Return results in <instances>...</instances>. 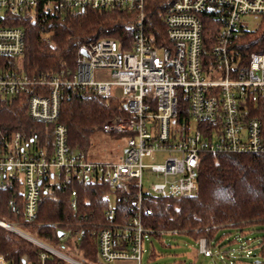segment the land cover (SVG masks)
<instances>
[{
    "label": "built area",
    "instance_id": "2783aa9c",
    "mask_svg": "<svg viewBox=\"0 0 264 264\" xmlns=\"http://www.w3.org/2000/svg\"><path fill=\"white\" fill-rule=\"evenodd\" d=\"M145 1L0 0V99L27 94L28 115L53 124L50 148L36 147L19 132L0 146V188L16 186L21 200L20 207L15 200L9 204L31 221L41 195L55 189L69 191L73 208L78 204L74 184L96 182L112 191L132 184L136 190L131 214L123 221L115 220L114 207L104 211L106 221L90 232L92 255L83 246L80 228L69 226L51 244L23 231L19 219L0 217V227L37 249L35 261L23 254L21 264H141L149 236L142 220L151 214L146 196H195L202 152L264 154V51L251 53L243 63L231 48L245 27L244 17L264 13V0H168L162 16L166 43L157 45L147 33ZM86 7L134 12L131 48L123 50L116 40L102 37L78 48L73 72L37 77L12 68L25 42V30L14 20L38 8L53 13ZM207 12L217 27L210 58L203 55L202 18ZM64 88L120 101L126 115L101 126L110 135L124 134L125 145L115 160L89 158L68 144L67 128L57 122ZM181 103L186 116L178 121ZM196 250L205 257L226 251L206 237L196 240ZM0 264L14 263L0 254Z\"/></svg>",
    "mask_w": 264,
    "mask_h": 264
},
{
    "label": "trees",
    "instance_id": "16d2710c",
    "mask_svg": "<svg viewBox=\"0 0 264 264\" xmlns=\"http://www.w3.org/2000/svg\"><path fill=\"white\" fill-rule=\"evenodd\" d=\"M167 3L168 0H147L144 3L147 33L156 45L166 43L162 16ZM134 17V12L121 8L99 11L86 7L53 13L38 8L13 21V24L23 26L25 42L23 55L12 68L37 77L73 72L78 48L102 37L116 40L123 50L130 49ZM210 17L207 12L202 18L203 55L209 58L210 45L217 31ZM231 48L243 63L251 53L264 51V13L260 15L257 29L241 27L238 30ZM27 100L28 95L24 93L0 99V146L5 145L14 132H19L27 140L33 139L36 147L50 148L53 124L32 119L27 113ZM124 115L126 111L116 98L90 90L64 88L57 122L66 126L68 144L87 152L92 134L100 131L105 121ZM184 116L186 106L181 103L178 105V121ZM123 135L116 136L121 138ZM197 180L195 196L145 197V205L151 208V214L144 215L142 220L143 227L149 231L147 234L159 238L166 232L181 233L195 241L206 237L219 243V230L233 229L244 233L251 229L261 232L257 249L264 258V154L202 152ZM74 186L78 189L76 208L70 204L67 189H55L50 194L41 195L37 215L31 221L24 220L22 213L16 212V206H21L17 187L0 188V217L9 221L19 219L23 231L51 244L58 240L59 231L69 226L80 228L84 232L83 246H88L87 254L92 255L94 242L92 246L90 232L98 222L106 221L104 211L114 207L115 220L123 221L131 214L136 190L132 184L128 190L120 191H112L96 182ZM111 195L113 205H110ZM10 200H15L17 205H10ZM36 251L30 242L0 227V254L6 260L21 264L22 255L27 254L35 261ZM153 256L152 251L150 257Z\"/></svg>",
    "mask_w": 264,
    "mask_h": 264
},
{
    "label": "rangeland",
    "instance_id": "374dc122",
    "mask_svg": "<svg viewBox=\"0 0 264 264\" xmlns=\"http://www.w3.org/2000/svg\"><path fill=\"white\" fill-rule=\"evenodd\" d=\"M245 28L255 30L260 23V16H245ZM125 139L116 135L98 131L91 136V145L87 151L88 157L98 160H115L125 145ZM158 161V160H155ZM149 181L144 178L143 186L147 188ZM113 205V197H110ZM219 244L224 248L222 254L205 257L197 253L196 241L186 234L162 233L159 238L147 236L143 243L141 264H264V258L257 249L261 232L246 230L240 233L233 229L218 231ZM228 240L233 241L231 243ZM248 244V247H240ZM220 247L213 246L214 251ZM251 250L250 253L247 250ZM153 251L154 256L150 257Z\"/></svg>",
    "mask_w": 264,
    "mask_h": 264
},
{
    "label": "water",
    "instance_id": "95a60500",
    "mask_svg": "<svg viewBox=\"0 0 264 264\" xmlns=\"http://www.w3.org/2000/svg\"><path fill=\"white\" fill-rule=\"evenodd\" d=\"M81 52H82V51H81ZM61 234H62L61 231H59V232H58V235L60 236Z\"/></svg>",
    "mask_w": 264,
    "mask_h": 264
}]
</instances>
